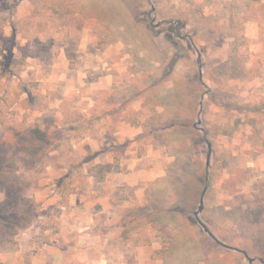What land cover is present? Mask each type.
<instances>
[{
  "label": "rangeland",
  "instance_id": "rangeland-1",
  "mask_svg": "<svg viewBox=\"0 0 264 264\" xmlns=\"http://www.w3.org/2000/svg\"><path fill=\"white\" fill-rule=\"evenodd\" d=\"M239 249L264 264V0H0V264Z\"/></svg>",
  "mask_w": 264,
  "mask_h": 264
},
{
  "label": "water",
  "instance_id": "water-1",
  "mask_svg": "<svg viewBox=\"0 0 264 264\" xmlns=\"http://www.w3.org/2000/svg\"><path fill=\"white\" fill-rule=\"evenodd\" d=\"M209 155H208V160H207V166L210 165V158H211V154H212V149H211V143L209 142ZM206 189L207 187L205 188V190L203 191V194H202V197H201V201H200V206H199V209L196 211V215L198 216L200 214L201 211H203L204 209V196H205V193H206ZM201 222V221H200ZM205 230L219 243H221L222 245H225L224 243H222L216 236L214 233H212L208 227L205 226ZM227 247H230L232 248L231 246H228V245H225ZM234 249H237V248H234ZM238 250V249H237ZM240 250V249H239ZM245 253V252H244ZM252 261V259H250Z\"/></svg>",
  "mask_w": 264,
  "mask_h": 264
},
{
  "label": "trees",
  "instance_id": "trees-1",
  "mask_svg": "<svg viewBox=\"0 0 264 264\" xmlns=\"http://www.w3.org/2000/svg\"><path fill=\"white\" fill-rule=\"evenodd\" d=\"M111 169H112V164L104 165V164L98 163L93 166V173L99 180H103L108 175V173L111 171Z\"/></svg>",
  "mask_w": 264,
  "mask_h": 264
},
{
  "label": "flooded vegetation",
  "instance_id": "flooded-vegetation-1",
  "mask_svg": "<svg viewBox=\"0 0 264 264\" xmlns=\"http://www.w3.org/2000/svg\"><path fill=\"white\" fill-rule=\"evenodd\" d=\"M239 251L242 252L246 256L250 264H254L257 260H259L257 257L250 256L249 253L245 250L240 249ZM250 259H252V261Z\"/></svg>",
  "mask_w": 264,
  "mask_h": 264
}]
</instances>
